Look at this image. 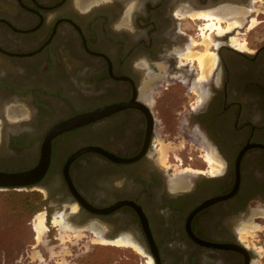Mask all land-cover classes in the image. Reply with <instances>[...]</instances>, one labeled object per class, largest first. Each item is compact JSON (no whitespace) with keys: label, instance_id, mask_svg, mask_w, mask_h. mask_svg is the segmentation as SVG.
<instances>
[{"label":"flooded vegetation","instance_id":"af4514ba","mask_svg":"<svg viewBox=\"0 0 264 264\" xmlns=\"http://www.w3.org/2000/svg\"><path fill=\"white\" fill-rule=\"evenodd\" d=\"M207 10L222 30L199 79L184 53L207 23L189 13ZM114 103L51 139L28 187L45 192L47 232L59 230L56 210L103 244L128 238L152 264H264V0H0V170L36 164L54 122ZM158 137L181 139L200 162L175 171ZM248 219L259 244L239 231Z\"/></svg>","mask_w":264,"mask_h":264},{"label":"rangeland","instance_id":"374dc122","mask_svg":"<svg viewBox=\"0 0 264 264\" xmlns=\"http://www.w3.org/2000/svg\"><path fill=\"white\" fill-rule=\"evenodd\" d=\"M182 21H185L186 24L191 23V20L182 19ZM205 22H208V20ZM204 31L205 33H212L208 29H204ZM194 46L200 45L194 44ZM188 47H191L193 50V45ZM200 47L201 49L198 50H202V45ZM209 48L212 50L211 45ZM170 140L169 137H158L161 161L166 162L165 158H170V156L174 154L176 158L178 157L177 160L173 159V162L177 164L174 165L175 171H179L183 166L179 165L181 160L186 166H191L193 168L195 167V163L200 162V158L195 156L196 152L187 149L189 146L186 145L184 141L180 139L178 144H172L169 142ZM161 148L165 149L164 153L166 155L163 154V157L162 151L160 150ZM207 154L213 156L211 148L207 147L204 153L205 158ZM187 155L195 156V162L189 161L192 163L190 165L185 163ZM34 192L39 193V198L33 197L35 196L33 194ZM44 194L45 192L42 193L39 189H35V187L0 190V264H145L148 256L145 257L146 253L143 249V254L141 255L131 247L103 244L106 242H94L96 234L93 228L92 231L94 235L90 234V236H83V234H88L89 232L82 229L67 228L64 219L63 221L65 223L63 227L54 224L52 221L53 225H56L58 228L61 227L59 230L57 229L59 234L56 233L57 230H55L54 227H49L50 231L47 232V228L46 235L43 236L44 239L37 240L32 221L35 214L40 211L45 213L46 211L42 201V196ZM56 212V210L51 212V219L55 217L56 214H59ZM246 224L247 226H251V236H246V238L259 244V241L256 240L258 235L253 233L259 226L257 224L255 225L252 219H248L244 225ZM255 233L259 234L260 232L256 230ZM54 235H58V238L53 239ZM89 238L92 239L93 243L87 241ZM80 243H84L82 247L83 251L79 250L76 255L69 254L71 252L74 253L72 249L79 246ZM54 244H57V246H54ZM68 259H70V261H67Z\"/></svg>","mask_w":264,"mask_h":264},{"label":"water","instance_id":"95a60500","mask_svg":"<svg viewBox=\"0 0 264 264\" xmlns=\"http://www.w3.org/2000/svg\"><path fill=\"white\" fill-rule=\"evenodd\" d=\"M122 106L123 104L121 103L103 105V106L93 108L91 110L78 112L76 114H73L71 116H68L66 118H63V119H60L54 122L46 130L43 136L41 146H40V156L36 164L26 169H22V170H16V171L0 170V190L9 189V188L22 189V188H26V187H30L34 185L45 174L48 168L49 159H50V150H51V139L53 137L65 131L83 126L86 123L99 119L121 108ZM84 150L85 149H81L80 151L76 152L73 156L77 155L80 152H83ZM72 157H69V159L64 165V174L66 175L67 179H68V176H67L66 166ZM237 183H238V174H237L235 186L233 187L232 191L229 194L235 191ZM78 199L83 203L80 197H78ZM155 257L157 259L156 253H155Z\"/></svg>","mask_w":264,"mask_h":264},{"label":"bare ground","instance_id":"6f19581e","mask_svg":"<svg viewBox=\"0 0 264 264\" xmlns=\"http://www.w3.org/2000/svg\"><path fill=\"white\" fill-rule=\"evenodd\" d=\"M189 14H190L191 18H195V19L204 18V19L208 20V22L201 28L202 50H192L191 47H188L187 51L184 53L185 58H195V60L197 61L198 67L200 69L199 79H203L207 76V73L209 72V70L211 69V67L214 65V62H215V54L209 48V46L211 44V33L210 32L205 33L204 29H208L209 31H212L214 27H216L218 30H222V28H220V26L217 23H214L213 16H215V15L211 11L207 10V11H200V12H193V13L190 12ZM224 17L225 16H223V18ZM215 18L217 21L220 20V18L217 15L215 16ZM234 23H236V22H234V21L229 22L228 25H226L227 29L226 28L225 29L228 30L229 28H231L233 26ZM220 32H223V31H220ZM194 44H196V43L191 41V45L194 46ZM192 89H194V88H192ZM160 150L162 151V157H163V154L166 155L164 153L165 149L161 148ZM206 159H207V162H209V164L212 165L213 167L218 166V164H217L218 160L215 157H213L211 154H207ZM180 180H181V178H178L177 182H179ZM72 208H75V206H72ZM57 215H58V217H57ZM63 217L64 216H63L62 212H59V214H56V216L52 218L53 219L52 221L54 224H58V225L63 227L64 223H65L63 221V219H64ZM45 221H46V217H45V213L43 211H40L37 214H35V217L33 218L32 226H33V230L36 233L35 237L37 238V240H42L43 236L46 235V230L48 227H47ZM244 223H246V222H244ZM244 223L240 225L241 227H239V229H240L239 231L246 233V234H250L251 226H247L248 223L246 225H244ZM59 228H61V227H59ZM92 228L94 229V232L96 234V237H94L95 238L94 242L98 241V242L102 243V242L108 241L107 239H105L101 235L99 230H97L94 227H92ZM46 239H45V241H46ZM45 241H44V243H45ZM110 242H112V241H110ZM113 242L117 246L131 247L134 250H136V252L140 253L141 255L143 254L142 248L140 246H138L137 244L133 243L132 241H130L126 237H121V238L119 237V239L117 238ZM145 264H152V258L150 256L147 257Z\"/></svg>","mask_w":264,"mask_h":264},{"label":"trees","instance_id":"16d2710c","mask_svg":"<svg viewBox=\"0 0 264 264\" xmlns=\"http://www.w3.org/2000/svg\"><path fill=\"white\" fill-rule=\"evenodd\" d=\"M33 194L35 195V196H33L34 198H36V197L39 198V193L34 192Z\"/></svg>","mask_w":264,"mask_h":264}]
</instances>
